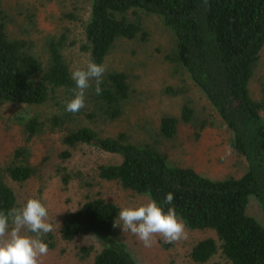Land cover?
<instances>
[{"label": "trees", "instance_id": "trees-1", "mask_svg": "<svg viewBox=\"0 0 264 264\" xmlns=\"http://www.w3.org/2000/svg\"><path fill=\"white\" fill-rule=\"evenodd\" d=\"M84 1L86 12L79 18L85 37L81 48L98 64L118 38H145L142 18L134 19L131 11L160 18L172 36L171 59L221 117L231 134L228 144L245 164L238 175L205 176L192 167L170 164L154 144L127 139L123 132L103 136L89 124L68 131L62 142L67 146L90 144L118 155L116 163L98 164L101 178L147 195L164 211L174 207L188 229L213 232L214 237L193 244L189 252L193 261L204 263L219 248L231 264H264V226L247 212L250 200H254L264 216V89L254 99L248 87L264 45V0H73ZM74 14L79 17V13ZM28 35L11 37L0 18V102L42 104L54 97L57 89L63 93L75 83L62 54V45L70 46L73 41L67 44L64 33L58 40L45 35L46 47L36 46ZM105 75L96 98L101 102L100 114L114 119L128 96V79L121 71ZM174 90L169 85L164 87V93ZM193 111L184 103L178 117L160 116L158 134L173 138L179 123H190ZM47 121L50 126L58 125L57 116ZM43 122L32 118L24 128L32 134ZM198 124L200 128L206 125L204 120ZM6 172L14 181L33 175L27 163L8 166ZM169 192L174 194L172 205L163 203ZM12 208H19L16 196L0 166V211L6 213ZM118 218L119 207L114 202L99 196L87 198L63 214L59 236L65 241L80 235L97 238L101 247L92 264H138L115 233ZM88 250L83 247L80 252L86 255Z\"/></svg>", "mask_w": 264, "mask_h": 264}, {"label": "rangeland", "instance_id": "rangeland-1", "mask_svg": "<svg viewBox=\"0 0 264 264\" xmlns=\"http://www.w3.org/2000/svg\"><path fill=\"white\" fill-rule=\"evenodd\" d=\"M86 8V1L1 0L0 18L11 37L22 38L27 32L36 46L46 47L43 44L47 41L45 35L55 40L61 33L67 35L66 43L73 41V44L62 45V54L72 72L77 67H85L89 60L88 53L81 48L85 37L79 21ZM74 13H79V17L76 18ZM131 15L134 19L142 18L147 33L145 38H118L101 63L106 66V72L115 70L127 75L129 92L118 117L110 119L106 113L100 114L101 102L96 98L94 80L85 90V107L75 114L65 110L66 102L77 91L75 83L63 93L57 89L55 96L58 97H51L42 104L0 102V166L4 180L15 193L18 209L27 199L38 198L46 206L48 220L54 226L52 232L42 236L51 245H48V253L40 257V264H92L94 254L101 247L97 238L80 235L65 241L59 236L63 214L83 200L99 196L117 204L119 212L122 208L136 207L151 200L145 194L123 188L118 181L99 176L98 164L116 163L118 155L90 144L67 146L62 142L68 131L78 129L81 124L91 125L103 136L123 132L127 139L154 144L170 164L192 167L205 176L238 175L244 167L243 157L235 151L225 155L230 132L205 95L171 59L170 30L155 14L136 10L131 11ZM105 77L104 74L100 87ZM167 85L175 89L174 93H164ZM248 87L254 99L264 89V45ZM184 103L194 109L190 123H179L177 133L171 139L161 137L157 132L160 116L178 117ZM51 116L58 117V125L50 126L51 118L48 121L47 118ZM36 117L44 122L29 134L24 125ZM200 120L206 124L202 128L198 124ZM19 163H27L33 169V175L27 180H11L6 172L8 166ZM247 212L264 226V216L254 200H250ZM121 223L118 218L115 233L125 241L138 264H231L219 248L204 263L195 262L189 256L191 247L198 240L215 236L209 230L186 227V239L166 243L157 235V242L152 247H145L137 236L130 231L124 232ZM24 234L34 235L27 230ZM83 247L89 249L88 254L82 255Z\"/></svg>", "mask_w": 264, "mask_h": 264}, {"label": "clouds", "instance_id": "clouds-1", "mask_svg": "<svg viewBox=\"0 0 264 264\" xmlns=\"http://www.w3.org/2000/svg\"><path fill=\"white\" fill-rule=\"evenodd\" d=\"M106 71L105 65L92 59L88 60L85 67L72 70L71 79L75 82L77 91L66 102L65 110L75 114L85 107V90L92 86L93 80L95 93L101 94L100 85ZM231 152V145L226 146L225 155H231ZM173 200L174 194L169 192L163 203L172 205ZM119 219L122 221L119 225H122L123 231H130L137 236L145 247H152L157 242V235L162 236L166 243L187 238L185 223L178 217L174 207L164 211L155 200L136 207L122 208ZM24 230L34 235H26ZM53 230L54 226L48 220L47 208L38 198L27 199L20 209L12 208L6 213L0 211V264H40V257L48 253V245L42 236Z\"/></svg>", "mask_w": 264, "mask_h": 264}]
</instances>
